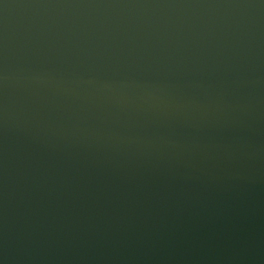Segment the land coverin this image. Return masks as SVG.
Instances as JSON below:
<instances>
[{"label":"water","instance_id":"95a60500","mask_svg":"<svg viewBox=\"0 0 264 264\" xmlns=\"http://www.w3.org/2000/svg\"><path fill=\"white\" fill-rule=\"evenodd\" d=\"M0 264H264V0H0Z\"/></svg>","mask_w":264,"mask_h":264}]
</instances>
